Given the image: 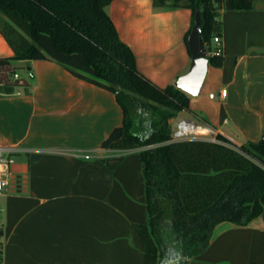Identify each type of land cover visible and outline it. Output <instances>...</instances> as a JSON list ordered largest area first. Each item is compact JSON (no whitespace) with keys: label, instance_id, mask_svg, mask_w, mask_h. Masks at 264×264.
<instances>
[{"label":"crops","instance_id":"crops-1","mask_svg":"<svg viewBox=\"0 0 264 264\" xmlns=\"http://www.w3.org/2000/svg\"><path fill=\"white\" fill-rule=\"evenodd\" d=\"M107 11L135 52L139 70L153 82L166 87L189 69L190 8L113 0ZM222 19L223 65H209L200 93L190 94V108L171 125L191 118L238 145L259 141L264 0H255L250 9L226 10ZM3 21L0 12V57H9L14 51L1 32ZM23 63L32 80L19 75L22 85L0 93V144L19 149L10 183L0 193L3 263L145 264L134 226L150 220L142 148L102 147L124 122L115 93L52 60L15 59L9 67ZM119 156L111 168L107 160ZM189 264H264V212L247 225L218 223L207 249Z\"/></svg>","mask_w":264,"mask_h":264},{"label":"trees","instance_id":"trees-1","mask_svg":"<svg viewBox=\"0 0 264 264\" xmlns=\"http://www.w3.org/2000/svg\"><path fill=\"white\" fill-rule=\"evenodd\" d=\"M113 0H0L1 32L12 60L47 59L75 76L115 93L124 112L102 147L141 149L146 179L148 223L134 226L145 264H189L210 244L222 221L247 225L264 212V143L236 144L207 138H172L171 119L190 108L191 95L174 83L161 87L138 68L136 54L122 39L107 11ZM255 0H153L155 6L202 9L203 36L210 64L223 65L213 39L221 35L226 10L250 9ZM0 93H12L16 79H0ZM225 111L222 109V118ZM122 156L108 159L114 168ZM0 259L3 245L0 241Z\"/></svg>","mask_w":264,"mask_h":264},{"label":"built area","instance_id":"built-area-1","mask_svg":"<svg viewBox=\"0 0 264 264\" xmlns=\"http://www.w3.org/2000/svg\"><path fill=\"white\" fill-rule=\"evenodd\" d=\"M216 44V49L214 54L222 55L225 53V47L223 44L222 37L217 35L213 39ZM14 79L20 82V76L18 73H14ZM228 92L227 88L221 90V95L226 96ZM20 94L21 90H17ZM211 97H215L214 93L210 94ZM225 121H227L225 119ZM207 128L208 133H201L200 128ZM218 130L214 127H206L194 119L191 118H181L177 121L175 128L172 130V138L174 140L189 139V138H207L215 142H224L218 137ZM233 141L232 139H230ZM19 151L17 147L4 146L0 144V193L3 192L6 186L10 183V175L12 172V165L16 162L15 154ZM0 264H4L3 260L0 259Z\"/></svg>","mask_w":264,"mask_h":264},{"label":"water","instance_id":"water-1","mask_svg":"<svg viewBox=\"0 0 264 264\" xmlns=\"http://www.w3.org/2000/svg\"><path fill=\"white\" fill-rule=\"evenodd\" d=\"M202 27V9L198 8L195 14V24L188 37V45L192 55L191 65L185 73L177 77L174 83L191 95L200 93L210 65V53L202 34ZM261 142L264 143V134Z\"/></svg>","mask_w":264,"mask_h":264},{"label":"rangeland","instance_id":"rangeland-1","mask_svg":"<svg viewBox=\"0 0 264 264\" xmlns=\"http://www.w3.org/2000/svg\"><path fill=\"white\" fill-rule=\"evenodd\" d=\"M15 72H17L22 78H25L29 81L32 80V75L29 66L25 63L16 65L13 70L9 68V71L5 68H0V79L3 81L12 80L14 79ZM173 124L175 125V122Z\"/></svg>","mask_w":264,"mask_h":264},{"label":"bare ground","instance_id":"bare-ground-1","mask_svg":"<svg viewBox=\"0 0 264 264\" xmlns=\"http://www.w3.org/2000/svg\"><path fill=\"white\" fill-rule=\"evenodd\" d=\"M200 132L201 133H208V130H207V128L202 127V128H200Z\"/></svg>","mask_w":264,"mask_h":264}]
</instances>
